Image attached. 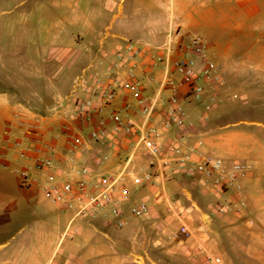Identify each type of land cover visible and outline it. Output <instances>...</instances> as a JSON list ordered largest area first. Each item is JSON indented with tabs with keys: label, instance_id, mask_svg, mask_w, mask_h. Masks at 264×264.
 <instances>
[{
	"label": "crops",
	"instance_id": "1",
	"mask_svg": "<svg viewBox=\"0 0 264 264\" xmlns=\"http://www.w3.org/2000/svg\"><path fill=\"white\" fill-rule=\"evenodd\" d=\"M93 1L86 0L84 9H79V0H55V24L60 26L59 29L52 35H46L42 42L29 39L25 45L28 48L22 46L21 56L28 60L27 65L18 72L21 76L17 79L5 77L0 81L3 82L0 83V105L13 110V117L6 119L8 124H13V128H6L0 146V159L7 164L5 167L2 164V167L9 170L11 175L9 178H0V264H90L95 256L99 258L102 255L104 258L105 252L99 247L95 253L94 236L97 232L107 238L101 229L112 220L100 215L94 218L75 216V211L66 204H55L45 199L37 184L41 177L33 169L32 162L19 155L24 145L39 148L44 154H48L46 144L54 145L56 152L51 155L55 163L54 171L64 179L70 177L71 163L87 165L98 172H114L121 166L122 158L128 155V144L119 145L113 137L102 143L89 141L74 151L69 148L60 130L66 120L77 126L74 102L76 96L83 95L79 89L72 92L73 84L69 95H61L71 73L78 71L80 75L83 72H96L105 76L115 63L116 52L124 47L126 40L160 53L157 48L170 32L178 28L188 33L218 23L234 28L247 37L253 30L250 15L259 9V0H150L148 3L132 0L126 6L115 0H100L98 5ZM41 19L40 24H45ZM259 24L264 29V20ZM12 55L17 56L14 53ZM136 63L141 94L146 99H152L159 87L162 70L151 66L150 53L138 57ZM126 66L124 63L117 68L122 83L126 80ZM230 72L240 103L238 110L231 106L230 113L222 112L217 118L223 121L229 117L230 121L211 126L204 121V117L197 118L198 103L182 96L188 120L193 123V127L164 132L163 143L166 146L181 135L185 146L199 142L204 153L217 156L228 165L235 161L250 163V172L239 178L245 200L244 189H248L251 184H264V81L250 78L251 73L264 72V50L247 55ZM221 90L224 89L220 88L219 92ZM167 97L168 90L163 89L162 102L157 105L152 118V124L157 127L161 126ZM224 105L227 104L222 100L218 105L221 111ZM113 110L139 120L138 107L124 86L103 107L105 113ZM196 120L203 126H198ZM28 127L37 132L34 139H26ZM8 129L12 131L11 135H7ZM17 142L20 145H16ZM127 143L132 144L133 138L127 139ZM34 150L30 154H34ZM143 153L141 148L138 149L132 160L137 173L155 170L153 160L145 159ZM26 168L30 174L28 182L19 173ZM127 184L130 185V200L122 205L125 225L121 228V236L131 238L132 250L173 243L182 249L184 256H163L159 249L152 246L153 256H139L151 264H205L202 258L193 257L196 241L187 239L176 242L168 239V234L176 229L177 222L166 215L164 204L153 203L141 218L129 215L131 202L151 196L158 186H134L129 179ZM162 184L168 194L189 206L187 221L196 231L204 232L200 234L201 239H204L210 250H214L209 229L212 218L242 213L247 208L246 204L241 211L208 218V203L205 206L198 203L211 198L206 187L183 175L171 176ZM190 187L197 189L201 195L196 197ZM6 189L11 192L5 193ZM225 196L234 198L235 192L229 190ZM257 200L259 203L256 208L261 210L264 208V192L258 195ZM192 204L200 211L191 207ZM250 220L248 222L252 223ZM217 239L215 243H221ZM250 239L246 244L245 256L231 255L228 264H264V240L257 239L255 234ZM97 242L98 245H104L100 240ZM165 252L171 253L173 248ZM134 255L131 256L132 261H135Z\"/></svg>",
	"mask_w": 264,
	"mask_h": 264
},
{
	"label": "built area",
	"instance_id": "2",
	"mask_svg": "<svg viewBox=\"0 0 264 264\" xmlns=\"http://www.w3.org/2000/svg\"><path fill=\"white\" fill-rule=\"evenodd\" d=\"M157 49L160 53L126 40L124 47L116 52L115 63L105 76L96 72H83L74 80L72 92L79 89L83 94L76 96L74 102L77 126L66 120L60 134L73 151L82 148L89 141L102 143L109 137L116 139L119 145L128 144V155L116 171L98 172L87 165L77 166L71 163L70 177L64 179L54 171L55 163L51 157L56 152L54 145L46 144L48 154H44L39 148H33L34 146L24 145L19 155L22 159L31 161L33 169L41 177L37 184L45 199L55 204H66L75 211V216L94 218L100 215L112 220L117 229L125 225L122 205L130 200L127 180L134 186H158L151 196L132 201L128 208L129 215L141 218L153 203L164 204L166 215L177 222L176 229L168 234V239L177 242L187 239L196 241L194 258H202L205 264H224L223 258L209 250L204 239H201L200 234L203 235L204 232L196 231L188 223L189 206L168 194L162 183L171 176L183 175L193 182H200L202 186L207 185L208 191L216 196L207 204L208 218L245 208L239 178L247 173L250 164L235 161L228 165L221 158L204 153L199 142L185 146L181 135L166 146L163 143L164 132L174 128L193 127V123L188 120L182 96L191 102L203 103L204 110L210 111L219 89H227V86L207 53V43L199 35H192L178 28L170 32ZM149 53L151 66L162 70L159 87L152 99L143 97L141 83L136 76V59ZM124 63L127 64L126 80L122 83L117 68ZM123 86L131 93L138 107L137 121L122 115L118 110L109 113L103 111V107L116 97ZM163 89L168 90V97L164 102L161 126L157 127L152 124V118L157 105L162 102ZM206 93L211 95L207 102L204 100ZM232 96L236 97L235 94ZM6 133L11 135L12 131L8 129ZM35 134L37 132L33 128L26 129V139H34ZM130 138H133L132 144L127 143ZM16 145H20L19 142ZM140 148L153 160L155 170L135 172L132 160ZM31 150H34V154H30ZM19 173L24 181L30 180L27 168ZM229 190L235 192L234 198L225 196ZM191 207L200 211L195 204Z\"/></svg>",
	"mask_w": 264,
	"mask_h": 264
},
{
	"label": "rangeland",
	"instance_id": "3",
	"mask_svg": "<svg viewBox=\"0 0 264 264\" xmlns=\"http://www.w3.org/2000/svg\"><path fill=\"white\" fill-rule=\"evenodd\" d=\"M54 1L55 0H0V81H3L5 77L9 79H17V77L21 76L18 72L24 65H27L26 62L28 60V58L21 56V53H23L22 49L28 48L25 47V45L29 39H37L42 42L46 35H52L59 29L60 26L55 24ZM115 1H120L124 6L132 2V0ZM142 1L148 3L150 0ZM93 2L98 5L101 1L94 0ZM85 3L86 0H79V9H84ZM258 3L259 9L250 15L253 30L247 37L234 28L221 26L218 23H211L201 29H194L188 32L192 35H199L207 43V53L215 64L217 62L220 65L218 66L216 64L227 86V89L223 88L224 90H221L220 92L218 91L214 106L210 111L204 110L203 103L199 102L197 104L199 107L197 118L206 115L204 121L209 122L211 126L229 122V117L223 121H220L217 118L222 112L230 113L231 106H234V109L238 110L237 106L240 103V100H238L239 95L236 89L233 88L235 81L230 69L236 67L237 64L243 61L247 55H253L258 50H264V29L259 26L260 21L264 20V0H259ZM40 17L43 18L41 20L45 22V24H40ZM74 30L77 31V28ZM12 53L17 54V56L12 55ZM77 75H79L78 71L70 74L66 86L61 91V95L67 96L70 94L71 85ZM250 78L262 82L264 81V72L251 73ZM234 94L236 97L232 96ZM210 96V93H206L204 98L205 102L210 100ZM222 100L224 101V104L227 105H224L221 111L218 105L221 104ZM232 102H234L233 105L231 104ZM216 104L217 106H215ZM12 115V109L0 105V146L6 128H13L12 123L8 124V122H6V119L13 117ZM196 122L199 123V120H196ZM262 122L264 123V120ZM198 126L203 125L199 123ZM143 157L147 160H152L146 153H143ZM0 163V178H9L8 176H11L9 170L3 169L2 167V164H7L1 159ZM251 169L252 165L250 164V169L247 173H249ZM198 183L202 185L200 182ZM127 185L130 187L129 184ZM204 187L207 189L209 188L207 185ZM190 189L196 197L201 195L197 189L191 187ZM10 192L9 189H6L5 191V193ZM261 192H264V184L256 183L249 185L248 189L246 188L243 190V195L246 201L245 203L247 204L245 211L238 214H227L220 217H213L210 221V238L213 240L212 242L214 246V250L212 249L211 251L220 254L225 264L230 262L231 255L237 254L239 257L242 255L245 256L247 241L251 240L250 238L253 234H255L257 239L264 240V208L261 210H257L256 208L259 203L257 200L258 195ZM209 195L211 197L209 201H198V203L205 206L216 197L210 192ZM128 216L129 215H126V217ZM249 219H252L253 222L249 223ZM101 231H103L107 238H103L99 233L95 232L94 250L96 253L99 247L101 251L103 250L105 252V255L104 258L102 255L99 258L95 256L90 264H151L149 260L140 258L139 254L142 255V257H151L154 255L151 250L153 248L159 249L161 251L160 255L163 256L170 254L178 257L184 256L182 249L175 247V244L173 243L156 246L149 245L143 249L132 250L131 238H122L121 235L123 229H117L112 222H109L106 227L101 229ZM260 232L263 233L260 234ZM217 238L221 243H215ZM98 240L103 242L104 245H98ZM169 248H173V252L166 253L165 250ZM133 253L136 254L134 255L135 261L131 260Z\"/></svg>",
	"mask_w": 264,
	"mask_h": 264
}]
</instances>
